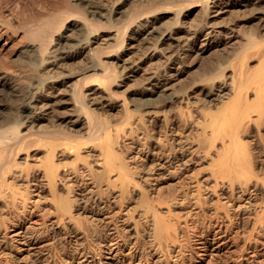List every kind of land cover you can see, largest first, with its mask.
I'll use <instances>...</instances> for the list:
<instances>
[{
    "label": "rangeland",
    "instance_id": "1",
    "mask_svg": "<svg viewBox=\"0 0 264 264\" xmlns=\"http://www.w3.org/2000/svg\"><path fill=\"white\" fill-rule=\"evenodd\" d=\"M22 1H25L24 3L27 4L31 1L30 2L31 4H28V6H33L32 3L38 0H28V2L27 0H21L19 2ZM49 1L50 0H39L38 3L41 6L45 7L44 4L48 3ZM181 1L182 0L177 1L179 2L178 5L181 3ZM183 1L182 4L184 3L186 6L183 4L182 8H184L185 6V8L192 9V15L189 18H186L185 25L189 27L190 24H192L194 25L193 26L194 28H191L190 26L189 27L191 28L190 30L189 28L184 29L182 33V35H184V37H186L189 40L187 41L186 38L185 39L183 38V40L186 43L185 44L183 41V44L185 45L182 46L180 45L181 47L172 45L171 48L169 47L170 51H168L167 54L164 55L163 53H158V55H156L151 59L145 56L146 54L143 56L142 53H146L147 52L146 49H145L146 52L144 51V49L138 51V52L144 51L141 54H138L139 56H135L134 54H132V56L134 55L133 59L136 62L138 61V59H140V61H138V63L140 64L139 65L140 68H138L139 70L136 73L137 76L134 79L127 81L125 84H123L124 86L122 85L115 87L117 89L116 91L117 95L121 91L123 92L124 91L123 89H126L125 87L127 86H128L127 89L129 88L128 90H130V91H128L127 89L125 90L127 91L125 92L127 95L124 92H123L124 94L121 92L122 94L120 93L118 96L120 99H126L128 102L130 101L131 103L132 101L131 97H133V99L135 100L137 97L138 103L140 102L138 107H140V104L142 103L141 101H143L144 103V99H145V97H143L138 93L143 88L142 87L144 84L143 82H145L141 78L143 77L144 79V74L146 75L147 72H152L151 70H153V72L154 71L165 72L167 69H169L168 67L169 58H166V55L178 56L179 53H181V51H187L189 55L187 56V58L184 57L182 59L183 61L181 63V69L183 73L181 75L179 82L176 84V88L177 89L183 88L184 90L189 91L190 89L189 87H191L190 84L192 80L201 81L200 79L202 75L200 74L204 72L203 69L206 68V67L204 68V66L207 64H208L207 66H209V63L211 62H213L212 64L216 63V59L218 56L219 57L223 56L221 58L224 57L230 58L232 56L233 58L235 57L236 60L237 59L236 55L242 53L243 48L245 49L244 47L245 44L248 42V40H246L247 35L244 37L245 32L247 31L246 34L249 32L248 33L249 35L250 27H253L254 29V27H256L255 25H257V23L259 25V22H261V21L258 22L256 20L257 22L255 21V24L252 22L253 23L252 24L248 22L246 23V21L242 20L244 16L243 14H245L244 17L250 15L248 10L244 13L243 12H240L241 14L239 13L240 15L238 16L242 17L240 19L236 18L237 14L225 15L223 19L221 18L220 20L219 18L215 21V25L216 23L222 25H220V27L218 25L216 26V30L214 31V33H212L211 36V39L213 38L212 39L213 41L210 40L211 42L206 43L205 46L203 45V41H204L203 37L205 38L206 32L201 29H200L201 31L200 30L198 31L196 27V26L199 27L204 26L203 22H205L206 21L205 19L208 18V17L206 18V15L203 14L204 11L200 9L201 2L203 1L194 0L197 4L193 3V0L190 1L183 0ZM198 2L200 5H198ZM10 3L13 4V2L11 1L8 2L7 5H9V7H12L11 6L12 4ZM187 3L189 5H187ZM182 4L180 5L182 6ZM178 5L177 7L179 8L180 5L179 6ZM9 7L4 8V10L6 9L7 10L1 13V15L5 14L4 16L13 17V14H11L12 12L10 10L11 8ZM198 9L200 10V12H203L201 13L202 17H200L201 14ZM193 13L195 15L196 13H198L199 15L195 16ZM162 15H161L162 16L161 24L163 25V27L164 28H167L168 26L172 27L173 24L175 23L174 14L172 12H168ZM171 15L174 17L172 18ZM194 18L195 21H198L199 23L198 22L194 23L193 22ZM230 18L231 20H229ZM199 19L200 20L204 19V20H202L201 22L199 21ZM189 20L190 21L192 20L191 21L192 23ZM228 20L230 21V23H227V26H225L224 24L226 23H223L222 21L228 22ZM236 21H238V23ZM168 22L169 23L171 22L170 23L171 25L168 24ZM241 25L242 27L245 28L238 27ZM263 25L264 23L261 24V27H263ZM240 28L242 31L240 30ZM235 29L238 30L241 35H239L238 31H236ZM253 29L251 30L253 31ZM191 30H193L194 32H192ZM24 31L25 30L22 28L21 29L18 28L13 29L10 27L8 28L7 25L2 23L0 18V73L7 71V72H12L13 74L14 72H16L15 74H18L22 70L20 69L22 68L21 59H23V61L28 59L26 58L25 55L28 53H24V51L26 46L29 44L27 42H30L27 41L29 39L25 40L26 37L24 36L25 35ZM263 31L264 29L260 30L261 35L264 34ZM216 33L217 35H215ZM230 33H232L233 35ZM191 35L193 37H191ZM230 35H232L233 37L231 36L230 38ZM235 35H237L238 38H235ZM23 36L25 37V39L23 38ZM189 36L191 37V39ZM201 38H202V42H201ZM226 40L230 41L232 45L230 44V42H228L229 44L228 43L221 44L220 41H226ZM238 41H240V43ZM109 42L111 43H109L110 47L108 46L109 47L108 49L114 50L116 49V47L119 46V44L113 41H109ZM112 44H114L115 46ZM240 45L242 46V48L240 47ZM247 45L250 46L251 48L250 51L252 52L254 51V48H258L261 51L259 53L264 52L263 49L264 47L262 46L264 44L261 45L262 46L261 49H260L261 46L260 47L253 46L254 47L253 48L251 47V44L250 45L246 44V46ZM232 46H234L233 47L234 49L232 48ZM239 47L241 48V52ZM250 48L248 47L246 50L249 51ZM21 50H23V52ZM135 54L137 55V52ZM161 55H164L165 57ZM257 57L255 56L254 58H251V62L249 61L248 66L253 67L255 65L254 64L255 61L257 62L260 59L258 58L257 60ZM69 62L71 64L66 67L65 69L66 73L68 69L76 71L81 68L82 63L76 66L77 64L74 65V63L77 62H74L73 60ZM140 74L141 76H139ZM135 79L137 80L134 81ZM194 82L192 83L193 85ZM199 83L195 82V84H199ZM203 83L205 82L202 81L200 84L203 85ZM129 84L131 85L133 84L132 86L130 85L132 89L129 87ZM69 89L70 88H67L66 93H64L65 98H69L67 94V92H69L68 91ZM2 92H0V97L2 98V100L0 101V110H1L0 113L1 114H3V112L5 113L4 116L0 114V118L9 117L10 115H12V113L17 114L19 112L17 115H19L20 118L22 117L23 121H25L26 120L25 118L27 117H24V114H22L20 109H18L19 102H17L16 104L17 107L16 105L13 106L12 104V101L16 102L15 100L16 96L14 95L12 96V94L6 90H2ZM5 93L6 94L9 93V94L6 95ZM253 94L254 92L250 93L251 97L254 96ZM122 96H124V98ZM202 96H203L202 94L196 92L191 99L184 98L186 100L183 99L182 100L183 102H181V104L180 102H175L174 104H172V106L171 105L169 106L167 104L164 105L165 103L163 102L164 104L162 103V105H164L163 106L164 108L163 107L159 108L161 104L160 105L157 104L159 109L156 106L153 110L155 111L156 114L158 113V115L153 113L152 114L153 118H152V117H147L150 116V114L147 115L145 114V116L143 117L145 120L141 119L142 121H145V123L143 122L141 123L147 126L146 129L145 126L143 125L141 126V124L140 125L138 124L140 123L139 117H141L139 115L142 114H140V111L138 113L136 111H135L136 113L134 112L136 106L135 105L133 106L132 103H134L135 101L134 102L132 101L131 104L128 103L129 107L132 109L131 112L133 111L132 113L133 118L135 119L134 120L131 117L130 120H132V123L130 121L129 124L127 122L128 120L126 121L125 118L123 119L124 117L123 114L125 115V111L123 110L122 106L117 107L116 109L108 112L107 110H102V111L100 110L101 113L100 120L104 119V121H107L108 123L111 122L114 123L115 121L114 126L117 127L118 125L117 123H119V126L125 129L124 132L121 131L122 134L121 142L122 140L124 141L126 136L125 139L126 141L122 143L132 142L131 144H133L135 142L134 145L136 149H134L133 152H131L132 154L131 156L134 155L135 157L134 156L132 157V161L130 157L126 158L130 162H128L125 159L128 168L133 166L130 168V171L132 173L134 172L133 174L134 181L132 184L131 183L129 184L130 188H128L127 192L124 195H122L121 194L123 193L121 192L122 188H120L119 186L121 182L118 180L120 179L118 176L119 171H117L116 169V171L115 170L113 171L114 173L111 172L113 175H110V177L107 178V180L105 178L104 179L105 181H101L99 182L100 184L97 183L96 185V182L98 181H95V179L92 178L91 175L99 173L98 170L101 172L104 168L103 166L104 162L100 157L99 150H97L100 148L95 147V149L97 148L96 149L97 151L93 148L95 146L94 145L95 143L96 146L98 145L97 140L99 138H92L93 141L94 139H97L96 142L94 143L91 139V136L85 135V131L79 130V135L77 134L78 132L76 134L79 137L82 135L83 138L81 136L80 138L78 137L77 139H79L83 143L84 142L86 143V141H88L86 144L84 143L83 145L82 143L81 145L80 152L82 151L81 152L82 154L81 153L80 154L84 157L80 156V159L81 158L82 159L78 160L76 151L72 149V151L69 152V154H67L68 152L65 153L64 151V154L65 155L67 154L66 156L61 154L63 157L60 155L57 158L58 164L65 165V168L62 167V169L60 166V171L65 173L68 172L66 174H68V176L70 177H73V180L75 179L76 181L75 184L77 183L79 184L76 185L78 187V188L76 187L77 193L81 192V190L79 189L84 190L83 191L84 194L82 193L83 196L76 194V191L71 193L72 196L71 195L70 196L72 197L71 199L73 200L72 203L75 202L77 206L76 207L75 204H73L74 209L71 208V210L73 211L71 210L68 211V213L69 212L71 213V216L70 213L67 214L66 212L67 210H64L62 208L60 210V207L58 210V206H61L58 205V202H60L59 204H61V200L64 197L63 195L68 191L66 185L65 187L64 185H62V183L58 182L57 187L56 186H54V188L50 187V189L48 187L45 188L44 191L41 190V188H39L38 191L36 189L37 187L35 188L33 186L29 188H24L25 186H23L25 184V182L23 181L25 180L21 177L20 174H21V170H23L25 167L34 168V169L31 168L33 172H37V170L41 171V169H43L42 170L43 172L41 171V173L44 174V167H42L41 165L42 164L41 160L45 159L46 147H43L41 149L32 147L30 148L29 153L28 150H26V153L24 150L25 154H30L27 157V155H25L22 152L23 150L22 151L20 150L22 153L19 154L17 153L19 151L18 146L15 145L14 146L15 148L12 146L11 150H9V152L7 151L6 153L8 155V156L6 155L7 157L5 156L7 159L4 157L3 160H0V164H1L0 167L2 166V162H4L3 166L0 168V175L4 172L3 169H5L4 168L6 166L5 163H7L8 166L10 165V163H13V161L17 160L18 165L16 167L12 166L13 168L11 167L8 170L10 174L9 172H7V176H8L7 178L10 182H13L15 179L14 182L17 181L16 183H18V186H16V188H18L19 186L20 187L19 189L15 190L16 196L18 198L16 196L14 197L13 191H9V190L7 195H5L4 193L0 194L1 197L4 194L3 200L7 198V200H4V202L5 203L7 202L6 205L8 206V207L5 206V203L1 200L2 198H0L1 201L0 208L2 205V208L0 209V218L3 219V220L0 219V264H264V218L263 220L255 221L256 218L255 210L261 209V207L264 204L263 203L264 189L263 186L261 187L262 179H264V160H263L264 150L262 148V150L258 152L260 154L257 163L258 169H260L258 170L260 173L259 179H257V177L252 176L247 182L248 185H245L244 182H242L244 184L237 183L238 186H241L239 184H242V187L245 185L248 186V188L244 187L245 190L240 191L236 194H232L230 191H228L227 190L228 186H226L230 184V183L228 184V182H230L229 175L227 174L228 167L227 164L221 160L222 157L220 158V156L217 155L218 152L220 153L219 155L224 156V158L226 157V154L223 155L224 152L221 153V151H219L220 149H222L221 146L223 144V140L221 138L214 139L215 145H212V148L209 151L208 148L210 147L208 145L211 144L209 142H212V140L211 139L209 140L208 136H210L211 133L210 135L207 134V136L206 133L207 132L209 133V131L211 132L212 129L211 126L209 128H207L208 126L207 127L205 126L207 124V123L205 124V122H207L209 118L207 117L209 115L205 113L206 112L205 110L207 111L209 110L212 112L211 109L214 108L216 109V111H218V107L215 108L214 105L216 104V106H220L222 103L216 101L217 103L215 102L214 104H212L213 107H208L209 109H207V107L203 104L204 102H206L205 104L207 106H209V104L207 101L203 102ZM128 97L130 100L128 99ZM197 98L201 100L197 101L198 100ZM225 99L224 101H227V98ZM3 102L5 103L6 106L1 104ZM10 107L16 111H13V109L11 110ZM69 107L71 108V106L68 105L65 108L64 107L61 108V112L60 109L56 111L57 113L54 112L53 113L54 115L50 119L51 122H55V123L60 122L61 125L64 126L65 122L64 121L61 122L62 121V119L60 118L61 116L60 117L58 116L60 115L59 113H61V115L63 116V113L66 112L67 110H68L67 112H69L70 110L68 109ZM204 107L205 110L202 109ZM3 108L5 110H2ZM166 109L168 112L166 111ZM8 110H10L11 112L9 113V115H8ZM203 110L205 112H203ZM120 111L124 113L122 114ZM182 111L184 113L188 111L187 114L189 118L187 117L186 113L183 114L184 115L183 117H185L183 118V120L186 119V121L182 120V115H181ZM111 113L114 116H111L112 115ZM204 113L205 116L207 115L205 117L206 119L204 118L206 121L203 119ZM119 114H120V118L123 119V121L125 120L124 122L120 118H117L119 117ZM165 114L166 115L168 114L169 116L168 115L166 116ZM134 115L136 116V118L134 117ZM101 116L104 118H102ZM163 117L164 119L166 117L167 118L164 120ZM148 118H149V122H148ZM136 119H138V121ZM116 120L118 122H116ZM168 120L172 122L171 123L169 122L170 123L169 124L167 122ZM173 120L175 121L173 122ZM119 121H121V123ZM181 121L182 123L184 122L185 124L181 123L180 125ZM51 122L43 121L42 123L43 124L46 123L48 125V123L51 124ZM122 122L125 123V127ZM150 122L152 123L151 125L148 126L147 123L150 124ZM161 122H163L162 127L165 128L166 126L167 127L166 129H163L162 127L159 128L156 127V125L160 124ZM113 123H111L112 126V127L110 126L111 129L114 128ZM135 123L137 125H134ZM167 124L169 126H167ZM129 125H131L132 127L135 126L136 129H134V127L130 128ZM203 125L205 126L204 128ZM138 126H140V128ZM36 127L38 128L39 126ZM137 127L139 129L142 128L143 130L142 129L139 130ZM129 129L131 130L133 129V131L130 133L131 130ZM157 129H161V130L163 129L164 131L159 132ZM146 130H148L147 131L149 133L148 135L151 138L147 135ZM114 132L115 131H113V133ZM145 132L147 136L145 135ZM249 135L246 137V142L248 143L247 147H249L251 151L256 152L258 149L257 143H254L256 142L254 136L252 135L253 136L252 137ZM77 136H75V138ZM153 136L154 139L152 141L150 140V142L154 143V145H157V147L154 150L155 152H153L152 154L147 148L146 141L149 138L152 139ZM87 137L88 139L86 140L85 138ZM143 137H146L147 140ZM206 137L208 138L206 139ZM143 142L145 144H143ZM158 146L160 149L158 148ZM33 148H35V150L37 149V151H35ZM38 150L39 151L42 150V151L39 152ZM34 152L37 153L34 154ZM16 153L18 157H16ZM31 155H33V159H35L36 162L37 160L38 162L39 161L41 162L36 163L35 160L33 161V159H31L32 158ZM38 157H41V160ZM98 158L99 160H97ZM100 159L103 162L102 166L100 163L101 161ZM65 160L68 163H70L71 161V164L69 165L64 164L66 162ZM83 160L85 161V163H83L84 162ZM98 162L100 163V165ZM28 163L29 165H31L32 163L33 164L29 166ZM75 164L77 166H75ZM68 166L71 167L67 169ZM71 169L72 171H70ZM11 170L14 171L12 172ZM39 171L37 172V174H40ZM91 171H93L94 173H92ZM14 172H16L17 174L16 173L14 174ZM87 172L91 173V175ZM13 174L16 175V177ZM17 175L20 177V180H18L19 178L17 177ZM40 175L42 177V174ZM90 176L92 179H94L93 181L90 178ZM43 178L44 177H42V179ZM110 178L118 180L115 181L117 183L114 182L112 183L111 181L113 180H111ZM109 180H111L110 181L111 183L108 182ZM120 180H122V178ZM45 181H47V178ZM256 181L258 183H256ZM21 183H23V185ZM136 186L137 188H134ZM63 188H65V190ZM28 189L32 193H29L30 191ZM52 189L54 190L53 195L55 198H53V196L51 195L52 192H50V190ZM57 192L60 195L62 194L63 197L61 196L62 197L61 198ZM74 193L75 196L73 195ZM11 195H12L11 198L14 201H10L12 200L10 198ZM66 195L67 194H65V196ZM76 196H78L77 200L74 201V198H76ZM143 197H146L147 199L145 198L144 201V199L142 200ZM78 198H80L79 200H81V202L78 200ZM8 199L10 200L8 201ZM23 199L24 200L28 199V200H26L27 202H25ZM8 203L10 205H8ZM11 203H13L14 205ZM80 203L81 205H79ZM149 203L150 205L151 204L154 205V207L150 206ZM148 205L150 206V211L148 209L149 208ZM155 207L156 209H154ZM151 209H153L154 213L155 212L159 214L161 213L160 215L163 216L164 219L166 218L165 219L166 221L168 220H170V222L172 221L174 227H176L175 230L174 228L173 230H171L173 232L175 231L174 235L172 232L173 236L170 234L172 237L170 235H168L170 238H168V236L163 238H158L156 236L155 233L156 225L154 227V224H156L154 221L155 215ZM62 210H64V212ZM60 211L64 215H62ZM4 213L6 214V216ZM72 214L73 216L75 215L73 218H72ZM167 217L169 219H167ZM7 218L10 219L8 220ZM91 224L92 226H94V224L96 226L94 227L89 226ZM84 225L87 227L85 228ZM95 227L96 229H93ZM87 228L97 232H94L93 236L90 238L91 235L88 233L89 231H87ZM135 229L137 230L138 233L136 232ZM82 230L83 231L86 230L87 234L86 231L83 232Z\"/></svg>",
    "mask_w": 264,
    "mask_h": 264
},
{
    "label": "bare ground",
    "instance_id": "2",
    "mask_svg": "<svg viewBox=\"0 0 264 264\" xmlns=\"http://www.w3.org/2000/svg\"><path fill=\"white\" fill-rule=\"evenodd\" d=\"M11 1L13 2V4L10 3L12 4L11 5L12 7H9V5L7 4L8 2H11ZM19 1L0 0V18H1L2 23L7 25L8 28L9 27L13 29L22 28L25 30L24 36L26 37V39L24 36L23 38L25 40L29 39L27 41H30V42H27L29 44L26 46L25 51H24V53H28V54H25L26 58L28 59L24 61L23 59H21L22 68L20 69L22 70L18 74H15L16 72H14L15 74L14 75L12 72H7V71L6 72L2 71L3 73H0V92H2V90H6V91H9L12 94V96L13 95L16 96V99H15L16 102L14 101L15 102L14 104V102L12 101V104L14 106L17 104V102H19L18 109H20L22 114H24V117H27V118H25L26 120L24 119L25 121H23L22 117L20 118V116L17 115L19 112L17 114L12 113V115H10L9 117L1 116L2 118H0V160H3L4 157L7 155L6 154L7 151L9 152L12 146L14 147L15 145L19 147V151L17 152L18 154L22 152L24 153V150H25V153H26V150H28V153H29L30 152L29 150L32 147H35L37 149L46 147L45 159L42 158L43 160H41L43 152H42L41 157H38L42 161L41 165L42 167H44V174L41 173L43 169H41V171L37 169L36 170L37 172L39 171L40 174H42V177H44L43 179L46 180L47 178V181H45L42 179L40 174H37V172H33L32 169L34 168L31 167L32 168L31 169L30 167H25L23 170H21V174H20L21 177L25 180L23 182H25L26 185L25 184L23 185V183H21L23 186H25L24 188H29L33 186L35 188L37 187L36 188L37 190L41 188V190L44 191V189L48 187L49 189L50 187L51 188L52 187L54 188V186L57 187L58 182L62 183V185L64 186L66 185L67 187L66 186L65 187L67 188L68 193L67 192L65 193L63 191L65 194H67L66 196L64 194L63 195L64 197H63L62 194L60 195L57 192L60 195V197L61 196L63 197V198L61 197L62 198L61 204H59L60 202H58V205L62 206V207L58 206V210L60 207V210L62 208L64 210H67L66 211L67 214L70 213V212L68 213V211H70L71 208H73V204H75V202L72 203L73 200L71 199L72 198L71 193L76 191V194L83 196L84 190L79 189L81 190V192L77 193L78 187L76 185H79V184L78 183L75 184L76 182L75 179L73 180V177H70L68 176V174H66L68 172L65 173V172L60 171V166L62 169V167L65 168V165L58 164L57 158L61 154L65 155L64 151L65 153L68 152L67 154H69V152H71L73 149L74 151H76L78 160L82 159V158L80 159V156H82L81 155L82 151L80 152V149H81V145L83 142L77 139L79 137L77 136V134L79 135V130H81V131H85V135L91 136V139L99 138L98 140L94 139V141L92 139L94 143L96 142V140L98 141L97 146H96V143L95 144L93 143L95 145L93 148L94 149L95 147L100 148V149H97V148L96 149L99 150L100 157L104 162V165H103L104 168L101 172L97 169L99 172L97 174L91 175V173L89 172L87 173H89L92 176V178L95 179V181H98L96 182V185H97V183L101 181H105L104 180L105 178L107 180V178H109L110 175H113L112 174L114 173L113 171L114 170L116 171L117 169V171H119V175H118L119 178L120 179L122 178V180L117 178L121 182V184L119 183L120 184L119 186L120 188H122L121 192L123 193L121 192L120 193L124 195L127 192L128 188H130L129 184L130 183L132 184L134 181V178H133L134 172L132 173L130 171V168L133 166L130 167L129 165L130 168H128V165L126 164L127 163L126 158L130 157L132 161V157L134 155L131 156L132 155L131 152H133V150L136 149L134 145L135 142L133 144H131L132 143L131 141H130L131 143H122L126 141L125 140L126 136H125V139L123 138L124 141L122 140L121 142V139H122L121 131L124 132L125 129L119 126V123H117L118 124L117 127L114 126L115 121L114 123L113 122L111 123H113L114 128L115 127L116 128L111 129L112 127L111 123L104 121V119L100 120V114H101L100 110L101 111L107 110L108 112V111L116 109L117 107L122 106L123 110L125 111L126 117L123 114L124 112L122 113L120 111L124 116V117L123 116L121 117H123V119L125 118L126 121L128 120L127 122L129 124L130 121L132 123V120H130V118L131 117L133 118V114H132L133 111L131 112L132 109L129 107V104H131L132 101L133 102L135 101L136 103L135 102L132 103L133 106L134 105L136 106L135 107L136 109L134 108L135 109L134 112L136 111L138 113L140 111V114H142V115H139L141 116L139 117L140 119L138 118L140 120V123L138 124L139 125L141 124L142 126L143 124L141 122L145 123V121H142L144 119L143 117L145 116V114L146 115L150 114V116H147V117H152L153 113L156 114L153 109L156 106L158 108L157 104L162 105L163 102L165 103V104L163 103L164 105L167 104L169 106L170 105L172 106V104H174L175 102H180L181 104L184 98L191 99L196 92H199L200 94L203 95L202 96L203 102L204 101L208 102L209 106L205 104L206 102H204L203 104L207 107V109H209L208 107H213L212 104H214L216 101L222 103L220 106H216V104L214 105L215 108L218 107V111H216V109L214 108H213L214 111L213 109H211L212 112L209 110L208 111L205 110V107L202 109L206 111L205 112L203 110V112L209 115V116L206 115L209 118L207 122H205V124L207 123L205 126L206 127L208 126L207 128L211 126V129H212L211 132L208 130L209 133L208 132L206 133V136L207 134L210 135L211 133V135L208 137H209V140L210 139L212 140V142H209L211 144L208 143L209 144L208 146L210 147L208 148V150L210 151V149L212 148V145H215L214 139L221 138L223 140L222 146L220 145L222 149H220L219 151H221V153L224 152L223 155L226 154V157L224 158V156L219 155L220 153L218 152H217V155L220 156V158L222 157L221 160L225 162L228 167L227 174L229 175V180H230L228 184L229 183L230 184L226 185L228 186L227 190L230 191L232 194H236L240 191L245 190L244 187L248 188V186H245V185H248L247 182L252 176L257 177V179H259L260 173L258 170L260 169H258L257 163H258L260 154L258 152L261 151L262 148L264 150V140H263L264 139V52L262 50L263 53H259L261 51L258 48H254V47H258V46L260 47L262 44H264V34L261 35L260 33V30L264 29V25L263 27H261V24L264 23V0H202L203 2H201V5L199 4L200 2L199 1L198 5H200L201 6L200 9L204 11L203 13V12H200V10L198 9L200 14L203 13L206 15V18L208 17L207 19H205L206 21L203 22L204 26H200V27L196 26L198 31L201 29L206 32L205 38L203 37L204 39L203 45L206 46V43L213 41L212 40L213 38L211 39L212 33H214V31L216 30L217 25L219 27L220 25H222L219 23H216L215 25V21L217 19L220 18L221 20V18L223 19L225 15H228V14L230 15L237 14L236 18L240 19L242 18L238 16L241 14L240 12L244 13L248 10L250 15L247 14L249 15L247 17H244L245 14H243L244 16L241 15L244 18V19L242 18V20L246 21V23L253 22L254 24L256 20L258 22L261 21L259 22V25L258 23L257 25H255L256 27H254V29L253 27H250L251 25L249 26L250 27L249 35H248L249 32L247 34H246L247 31L245 32L244 30L245 34L243 32L244 37L247 35L246 40H248V42L247 43L245 42V43L249 45L251 44V47L254 46L253 47L254 51L253 52L250 51L251 50L250 46L248 45L246 46V44L244 43L245 49L243 48L242 53H240L242 46L240 45L241 48L239 47L240 48V52H239L240 58L238 54H237L238 56L235 54L237 57L236 60H235V57L233 58L232 56H231L232 58L231 57L221 58L223 56L221 55H220L221 57L218 56L219 59L217 57L218 60L216 59V63L212 64L213 62H211L209 63V66H207L208 64L204 66V68L205 67L206 68L203 69L204 72L202 71L203 73L200 74L202 75L200 79L201 81L192 80L190 84L191 87H189L190 85L187 86L190 88L189 91L184 90L183 88L182 89L176 88V84L179 82L181 75L183 73L181 69V63L183 61L182 59L184 57L187 58V56L189 55L188 52L181 51V53H179L178 56L173 55L175 57L166 55V58H169L168 59L169 69H167L165 72H161V71L153 72V70H151L152 72H147L146 75L143 73L144 79L143 77L141 79L144 80L145 82H143L144 83L142 86L143 88L142 89L140 88L141 91L138 93L142 95L143 97H145V99H144V103L143 101H141L142 103L140 104V107H138L140 102L138 103L137 97H136V100L133 99V97H131L132 99L131 103L130 101L128 102L126 99H120L118 96L122 91L117 95L116 94L117 89L115 87L122 86L127 81H130L131 79H134L137 76L136 73L139 70L138 68H140L139 66L140 64L138 63V61H140V59H138V61L136 62L133 59L134 55L139 56L138 54H141L146 49L147 52L145 51L146 53H142V54L143 56L146 54L145 56L151 59L155 57L156 55H158V53H163L164 55L167 54V52L170 51L169 47L171 48L172 45L182 46L186 44L185 41L183 40V38L184 39L186 38L184 37V35H182L183 30L188 29L190 26L191 28H194L193 27L194 25L190 24L189 27L185 25L186 18H189L192 15V9L185 8L186 5L184 3L183 4L185 6L184 8H182L183 0L180 3L182 4V6L179 4L181 7L178 5V3L180 2V1L177 2L178 0H50L49 1L50 3L48 2L49 4L46 3L47 6L46 4H44L45 7L41 6L38 3L39 0L36 2L33 1L34 2L32 3L33 6H28V4H31L30 3L31 1L28 4L24 3L25 1H22L23 3ZM176 2L179 8L177 7ZM188 3L187 5H189ZM193 3H196V2L193 0ZM7 7L11 8L10 10L12 13L11 12L10 13L13 14V17L4 16L5 14L1 15V13L7 10V9L4 10V8H7ZM168 12H172L174 14L175 17L172 15L171 16L172 18L174 17L175 23L174 22L173 23L175 25L172 23L173 24L172 27L168 26L167 28H164L163 25L161 24V19L163 16L162 14H165ZM197 15L199 14L196 13L195 16ZM200 17H202V14ZM202 20L199 19V21L201 22ZM229 20H231V18ZM229 20L228 22H224V21L222 22L226 23L224 25L227 26V23H230ZM193 22L196 23L198 21H195V18H194ZM236 22L238 23V21ZM170 23L168 22V24ZM242 25L238 27L245 28V27H242ZM191 28H189V30ZM251 29H253V31ZM193 30L191 31L194 32ZM238 33L239 35H241L239 31ZM215 35H217V33ZM232 35H230V38ZM191 37L193 36L191 35ZM235 38H238L237 35H235ZM186 40L188 41L189 39L186 38ZM109 41H113L119 44V46L116 47V49L114 50L108 49L110 47L109 43H111ZM183 41L185 44H183ZM230 41L226 40V41H220V42L221 44H224ZM201 42H202V38H201ZM238 42L240 43V41ZM112 45H111V48H112ZM262 46L264 47V45ZM262 46L260 47V49L262 48ZM233 47L234 46H232V48ZM248 47L250 48L249 51L246 50ZM142 49H144V51L138 52ZM21 51L23 52V50ZM135 51L137 52V55L135 54L136 53ZM132 54L134 55L132 56ZM164 55H161V56H164ZM255 56L256 57L259 56L257 57V60L258 58L260 59L257 62L255 61L254 63L255 65L253 67L248 66L249 61L251 62V58H254ZM71 60H73L74 62H77V63H74V65L77 64L76 66L82 63L81 68L76 71L68 69L66 73L65 69L68 65L71 64L69 62ZM72 65H73V62H72ZM139 76H141V74ZM136 80L137 79H135L134 81ZM194 81L198 83L199 82L201 83L202 81H204L205 83H203V85H201L200 83L195 84ZM193 82H194V85L192 84ZM130 85L131 84H129V87ZM127 87L125 88L127 89ZM67 88H70L68 90L69 92H67L69 98L64 97V93H66ZM130 88L132 89V87ZM126 89H123L124 93L127 92L125 91ZM252 92H254L253 97H251L250 95V93ZM122 97L124 98V96ZM225 98H227V101H224ZM1 100L2 98L0 99V101ZM200 100L201 99H198L197 101H200ZM3 103L1 104L5 105L6 102L4 104ZM68 105L71 106V108L70 107L68 108L70 109L69 112H67L68 111L67 110L66 112H64L66 114H64L62 111L63 116L61 115V113H59L60 115L58 116V117L61 116L60 117L62 119L61 122L63 121L65 122L64 126H62L60 122L59 123L51 122L50 119L54 115L53 113L54 112L57 113L56 111H58L59 109L61 112V108L63 107L65 108ZM161 105L159 106V108L160 107L162 108L164 106V105L162 106ZM4 108L2 110H5ZM10 109L12 110L13 108L10 107ZM13 111H16V110L13 109ZM187 112L185 113L187 114ZM4 113L5 112H3V114L1 113L0 114L4 116ZM9 113H11L10 110H8V115ZM185 113L182 111V114H181L182 120L183 118H185L183 117L184 116L183 114ZM205 113L204 115L202 114L203 119L206 117ZM135 115L134 117L136 118ZM156 115H158V113ZM111 116H114V115L112 114ZM187 117L189 118L188 114H187ZM117 118H120V114H119V117ZM123 119L121 120L123 121ZM138 119L136 120L138 121ZM43 121H50L51 124L50 123H48V125L46 123L43 124L42 123ZM174 121L175 120H173V122ZM183 121H186V119H184ZM116 122L118 121L116 120ZM119 122L121 123V121ZM148 122H149V118H148ZM167 122L169 123L170 121L168 120ZM136 123L134 125H137ZM151 123L152 122H150V124L147 123V125L149 126L151 125ZM181 123L182 121L180 122V125ZM182 124H185V123L183 122ZM123 125L125 127V123H123ZM131 125H129L130 128L132 127ZM36 126H39V127L37 128ZM162 126H163V122L156 125V127L158 128ZM167 126L169 125L167 124ZM205 126L203 125V128ZM133 127L134 129H136L135 126ZM138 127L140 128V126ZM146 127L147 126H145V129ZM162 128L166 129L167 127L165 126V128L164 127ZM163 129L162 130L157 129V130L160 132V131H164ZM111 130L115 132L113 133V131ZM132 131L133 129L130 131V133ZM147 131L148 130H146V132ZM146 132H145V135H146ZM148 134L149 133L147 132V135ZM248 135L254 136V139L256 141L254 143H257V148H258L256 152L251 151V149L247 147L248 143L246 142V137ZM75 136L77 137L75 138ZM154 136L152 139H150L151 137L149 136L150 137L148 139L149 141L147 140L146 137H143L147 140L146 141L147 148L152 154L153 152H155L154 150L157 147V145H154V143L150 142V140L152 141L154 139ZM208 137H206V139ZM85 139L87 140L88 137ZM145 139H144V142H145ZM87 142L88 141H86V143ZM144 142L143 144H145ZM35 148L33 149L35 150ZM37 149L35 151H37ZM20 150L21 151L23 150V151L21 152ZM17 153H16V157H18ZM35 153L37 152H34V154ZM25 155H27L28 157L30 154H25ZM31 156H32L31 159H33V155ZM34 160L35 159H33V161ZM97 160H99V158ZM102 160L100 161L101 166L103 164ZM41 161L38 162L37 160L38 163H40ZM3 163L4 162H2V166H3ZM83 163H85V161ZM5 164L7 166V163ZM64 164L69 165L71 164V161L70 163L66 161ZM17 165L18 163L16 160V161H13V163H10V165H8L7 167L6 166L4 167L5 168L3 169L4 172L0 175V194L4 193L5 195H7L8 190H9V191H13L14 197L16 196L15 190L19 189L20 186L16 188V186H18V183H16L17 181L14 182L15 179L13 182L16 183L17 185L8 180L7 172H9L8 170L12 166L16 167ZM75 166L77 165L75 164ZM70 167L71 166H68L67 169H69ZM70 171H72V169ZM91 172L94 173L93 171ZM15 173L16 172H14V174ZM14 176L16 177V175ZM17 177L19 178L18 180H20V177L18 175ZM94 179H92V181ZM111 180H109L108 182L117 183L115 181H118L116 179H111ZM257 181L256 183H258ZM242 182L245 183L243 187H242V184L244 183ZM237 183H242V184H239L241 186H238ZM261 184H262L261 187L263 186V189H264V179H262ZM134 188H137V186ZM63 189L65 190V188ZM53 191H54L53 189L50 190V192H52L51 195L53 196V198H55L53 195ZM29 193H32V192L30 191ZM4 194L2 195V197L0 196L3 202L4 200H7V198L3 200ZM73 195L75 196V193ZM11 197L12 195L10 196V198ZM77 197L78 196H76V198L73 197L74 201L77 200ZM145 198L146 197H143L142 200L144 199L145 201ZM79 199L80 198H78V200ZM9 200L10 199H8V201ZM26 200L28 199H25L24 201L27 202ZM10 201H14V200L12 199ZM79 201L81 202V200ZM6 204L7 202L5 203V206H7ZM8 205L10 204L8 203ZM79 205H81V203ZM149 205H148L149 207L148 209L150 211V206L154 207V205L152 204L150 206ZM1 208H2V205H1ZM154 209H156V207ZM64 210L62 211L64 212ZM151 210L153 212V209ZM255 211H256L255 221L263 220L264 204L261 207V209L255 210ZM160 214L157 212L154 213L155 215L154 221L156 223L154 224V227L156 225V229H155L156 236L158 238H163V237H167L170 234L172 235L173 231L171 230H173V228L175 230L176 227H174V224L172 223V221L171 222L170 220L166 221L165 220L166 218L164 219L163 216H161ZM62 215L64 214L62 213ZM70 216H71V213H70ZM74 216L72 214V218ZM167 219L169 218L167 217ZM87 226L84 225L85 228ZM89 226H92V224ZM94 226L96 225L94 224ZM93 229H96V227ZM87 231H89L88 233L91 235L90 236L88 234L90 238L93 236L94 232H97L94 230L92 231L88 228H87ZM87 231H86V234H87ZM174 233L175 231L173 232V235ZM168 238L170 237L168 236Z\"/></svg>",
    "mask_w": 264,
    "mask_h": 264
}]
</instances>
